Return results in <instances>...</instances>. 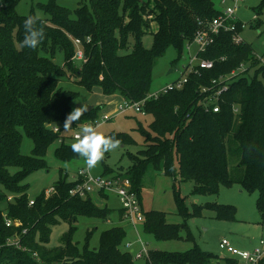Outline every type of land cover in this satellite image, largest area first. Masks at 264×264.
<instances>
[{
    "label": "trees",
    "instance_id": "obj_1",
    "mask_svg": "<svg viewBox=\"0 0 264 264\" xmlns=\"http://www.w3.org/2000/svg\"><path fill=\"white\" fill-rule=\"evenodd\" d=\"M18 1L0 0V202H6L0 208V264H235L201 249L188 225V220L204 209L216 218L234 219L235 207L217 202L189 207L176 183L193 181L194 195L215 194L221 184L237 183L246 191H256V206L264 213V66L258 64L251 44H236L229 32L218 33L206 50L197 54L212 60L210 69L188 73L181 89L147 97L156 59L168 47L180 53L200 29L199 22L219 14L213 0H89L74 10L55 0L38 2L36 7L47 17H42L45 38L36 49L20 47L24 19L35 13L32 5L29 14H18ZM263 8L264 0H259L255 11ZM145 33L152 34L149 48L142 42ZM87 36L89 42H85ZM73 38L83 42L86 60L82 63L73 60ZM241 63H248L249 68L231 80L220 95L219 110H205L200 87L230 74ZM67 78L89 91L99 87L104 95L145 99L142 110L151 121L147 128L141 122L136 128L143 137V148L135 154L126 152L131 163L122 174L139 194L149 168L172 178L182 222H167L164 212L150 209L143 210L142 227L156 240L181 239L185 231V239L193 242L189 249H149L147 258L135 263L131 251L125 249V229L113 226L100 233L97 249L88 248V232L79 250L72 240L77 217L108 220L110 209L98 206L90 195L71 196L69 189L75 181L67 173L53 184V193L45 196L42 191L29 205L24 181L30 173L46 168L49 145L60 139L54 154L63 162L83 159L72 151L68 138L60 135L78 96L59 85ZM100 108H89L72 128L94 122ZM23 135L32 142L30 154L21 152ZM106 135H114L121 145L134 143L127 132ZM115 172L121 173L103 164L99 173ZM5 217L20 224L7 226ZM61 221L68 224L61 244L45 247L52 227ZM16 234L20 247L7 245V239ZM258 264H264V257Z\"/></svg>",
    "mask_w": 264,
    "mask_h": 264
},
{
    "label": "rangeland",
    "instance_id": "obj_2",
    "mask_svg": "<svg viewBox=\"0 0 264 264\" xmlns=\"http://www.w3.org/2000/svg\"><path fill=\"white\" fill-rule=\"evenodd\" d=\"M47 1L48 0H19L15 5V10L20 15H27L31 12V6L33 5L35 14L47 17V15L43 14L40 9L36 7L38 2L45 3ZM55 2L74 10L81 3H89V0H55ZM213 2L215 7L219 9H222V7L226 5H232L230 1L223 5L220 3V0H213ZM258 4L259 0H242L235 14L243 25L240 36L245 42L251 44L254 55L257 57L258 64L261 65L263 63L262 65L264 66V8L259 13L256 12L255 10ZM142 42L144 47L149 48L152 43V34L145 33L142 37ZM186 46L187 45L184 44L180 53L174 48L168 47L165 52L156 59L151 71V81L147 92L148 95H154L162 91L172 82L182 77L184 68L189 64L190 58L196 52V46L193 43L190 44L189 52ZM253 69H255L254 65L249 69V75L252 73ZM66 80V82H60L59 85L64 89L78 92L77 98L72 102L71 111L75 107L80 106L82 102L87 103L89 108L101 105L96 120L92 123H87L98 126V130L104 134H108L111 131L127 132L134 139L133 144H124L117 150L106 153L103 160L94 168L90 169L91 172L93 174L99 173L102 170L103 164L110 166L112 170L123 171L131 163L126 152L128 151L135 154L138 150L143 148V137L136 130L138 123L141 122V124L147 128L148 123L151 121V116L133 110L128 111V113L118 114V105L123 102V99L120 98V100L116 99L118 101L111 100V103L108 102L112 105V110H106L100 102L93 105L94 102L98 101L99 96L95 95L100 93L97 91L99 87H94L89 91L83 86L71 82L68 78ZM103 115H106L108 119L103 120ZM78 129V127H73L68 131L62 129L60 135L68 138V143L72 144L75 142V139L72 138V134ZM58 145L59 141L56 140L47 148L45 153L46 168L36 170L26 177L24 182L27 184V195L29 200H33L42 191L50 189L61 174L67 173L68 178H70L78 168L85 165L83 159L69 162H63L57 159L54 150ZM31 148V140L23 135L21 152L23 154H30ZM231 166L232 164L229 163L230 168ZM193 184V181L190 180L178 181L176 183L181 196L185 197V202L189 207L192 203L203 204L205 202L230 204L235 207L234 219L216 218L212 211L204 209L199 216L188 220L189 230L201 249L215 256H226V252L220 249L218 245L222 238H226L231 245L241 250L253 248L258 244L261 237L264 238V213L261 214L256 206V191H246L242 189L239 184L234 183L228 186L221 184L218 193L215 194L194 195L191 194ZM109 195L107 199L100 198L95 192H92L90 195L91 199L98 206H107L110 209L108 220L86 216L77 217L75 223L76 230L72 235V240L77 243L79 250H82L88 232H90L88 248L97 249L99 246L100 233L113 226H121L125 229V242L131 243V248L134 253L141 248L140 244L137 242L138 238L146 245L145 247L147 249L183 252L193 245L192 241L185 239V231L181 233L183 236L181 239L156 240L152 235L143 231V224H139L136 226V233L127 221L119 219L117 212L118 205H120L119 201L113 194ZM5 204L6 202L4 201L0 202V208H4ZM141 206L143 210L152 209L164 212L167 222H182L181 216L177 214L178 210L174 199L172 178L162 175L160 172L150 168L147 170L142 181ZM67 229L68 224L62 221L58 225L53 226L49 241L45 244V247L60 245V237ZM17 236L18 234L14 235L12 238L7 239L6 242H9L8 240H15ZM144 259L135 260L132 256V260L135 263H141Z\"/></svg>",
    "mask_w": 264,
    "mask_h": 264
},
{
    "label": "built area",
    "instance_id": "obj_3",
    "mask_svg": "<svg viewBox=\"0 0 264 264\" xmlns=\"http://www.w3.org/2000/svg\"><path fill=\"white\" fill-rule=\"evenodd\" d=\"M228 1L232 2V5H226L222 7V9L218 8L220 12L217 16L212 17L206 22H199V25H201L200 29L196 31L192 41L190 43H186L188 52L190 51L191 43L196 46V52L190 58V62L187 65L188 68L184 69V74L182 77L172 82L168 87L160 92H166L167 90L172 89H181L187 82L188 73L193 72V70L197 72L198 69H210L212 67V60L199 58L197 54L199 52H204L206 48L213 42L214 36L218 33L229 32L231 34L232 41L236 44L244 41L240 36L241 31L238 30H242L243 25L235 14L240 6V1L242 0H220V3L223 5L227 4ZM89 41L90 37L87 36L85 38V42ZM72 42L75 46L73 59L80 63L84 62L86 57L83 52V42L78 38H73ZM248 68V63H241L239 67L236 70L231 71L230 74L213 79L209 86L200 87L199 93L203 94L200 103L205 107V110L211 109L213 112L218 111V101L220 95L227 90L231 80L242 75V73L247 71ZM158 93L154 95H147V97H156ZM144 101L145 99L141 101H130L123 99V102L118 105L117 113H128V111L133 110L144 114L142 110ZM234 111H237V109H234ZM102 119L107 120L108 118L106 115H103ZM86 124L88 123H82L79 125V129L72 134L73 139H75L79 134L80 128ZM53 130L56 131L57 128L53 127ZM123 172L124 171H121V173L115 172L112 174H93L85 164L83 167L78 168L75 174L72 176L71 180L75 181V184L69 189V194L71 196H78L82 198L91 195L92 192H102L106 195L113 194L120 202L121 218L127 221L136 231V226L138 224H142L144 221V212L140 201L141 198L140 194L133 187L131 180L124 176L122 174ZM54 191V187H50V189L45 191V196L50 195ZM10 199L11 196H8V200ZM32 203L33 200H29V205ZM4 220L7 226H18L20 224V222L11 220L7 217H5ZM24 232L25 229L22 230V233ZM18 238L19 237L17 236L15 240H8L9 242H6V244L20 247ZM137 242L140 244L141 248L136 253L133 252L130 242L126 243V248H129L135 260L147 258L149 249L145 247L146 245L142 243L139 238L137 239ZM218 245L220 249L226 252V257L232 259L235 264H258L261 258L264 257L263 237H261L258 241V244L251 249H238L231 245L226 238H222Z\"/></svg>",
    "mask_w": 264,
    "mask_h": 264
},
{
    "label": "clouds",
    "instance_id": "obj_4",
    "mask_svg": "<svg viewBox=\"0 0 264 264\" xmlns=\"http://www.w3.org/2000/svg\"><path fill=\"white\" fill-rule=\"evenodd\" d=\"M24 38L20 47L36 49L45 38L43 18L40 14L28 15L23 22ZM89 110L87 103L82 102L66 115L63 130H71L74 122L81 119ZM121 146V141L114 135H106L98 130V126L92 124L83 125L75 142L71 144L72 151L82 157L86 166L91 169L98 165L106 153L117 150Z\"/></svg>",
    "mask_w": 264,
    "mask_h": 264
},
{
    "label": "crops",
    "instance_id": "obj_5",
    "mask_svg": "<svg viewBox=\"0 0 264 264\" xmlns=\"http://www.w3.org/2000/svg\"><path fill=\"white\" fill-rule=\"evenodd\" d=\"M98 92H100V93H97L95 96H99L98 97V101H96V102H94V104L93 105H96V104H98V102H100V103H102L103 104V108H105L106 110H109V109H111L112 108V105L111 104H109V103H111V100H113V101H118V100H116V99H123V97H121V96H119L118 94H111V95H103L102 93H101V90L98 88V90H97ZM119 99V100H120ZM109 102V103H108ZM102 108V109H103ZM112 110V109H111ZM162 175H164L162 172H160ZM75 173H73V175H74ZM72 175V176H73ZM72 176L70 177V179H72ZM97 196H99L100 198H103V199H107L110 195H106V196H100V195H98L97 193H95ZM114 196V195H113ZM140 196H141V192H140ZM116 197V196H115ZM117 198V197H116ZM140 201H141V199H140ZM119 204H120V202H119ZM117 212H118V215H119V219L120 220H122V218H121V215H120V205H118V209H117ZM139 225V224H138ZM132 227V226H131ZM136 232V231H135ZM137 233V232H136ZM131 249V248H130ZM226 256H227V254H226ZM226 256H224V255H221V256H219V257H221V258H223V257H226Z\"/></svg>",
    "mask_w": 264,
    "mask_h": 264
}]
</instances>
